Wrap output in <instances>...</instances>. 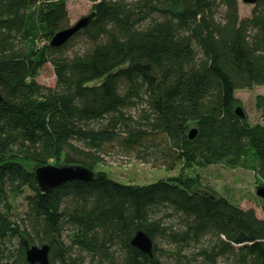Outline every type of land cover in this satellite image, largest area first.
I'll use <instances>...</instances> for the list:
<instances>
[{"label": "trees", "instance_id": "obj_1", "mask_svg": "<svg viewBox=\"0 0 264 264\" xmlns=\"http://www.w3.org/2000/svg\"><path fill=\"white\" fill-rule=\"evenodd\" d=\"M86 1L89 22L52 47L65 0H0V264H30L24 240L49 264H264V201L258 217L186 172L264 181V96L258 122L234 113L236 90L264 85V0L247 17L237 0ZM46 63L52 88L36 81ZM113 154L181 168L122 183L96 170ZM25 162L93 175L42 192ZM139 230L152 257L130 244Z\"/></svg>", "mask_w": 264, "mask_h": 264}, {"label": "rangeland", "instance_id": "obj_2", "mask_svg": "<svg viewBox=\"0 0 264 264\" xmlns=\"http://www.w3.org/2000/svg\"><path fill=\"white\" fill-rule=\"evenodd\" d=\"M238 1L240 17L250 15L253 5ZM69 16V24H74L78 19L91 12L92 3L86 0H65ZM71 50H79L84 47L81 37L74 38L70 44ZM36 81L49 87H54L55 77L52 66L49 63L40 69ZM264 96V85H254L250 89H239L234 92L239 106L250 123L259 121V111L255 108V97ZM52 164V162H50ZM27 169L33 170L32 163L25 162ZM181 164L171 171L164 168H154L129 156L109 155L98 164L96 170H103L108 175L122 183L146 184L158 179L177 175ZM189 176L199 175L201 184L213 188L218 194L231 198L241 208H253L258 217H262L261 199L255 194L256 187L264 184L254 172L243 167H227L224 164L207 166L204 169L190 168L186 170ZM15 211L19 209V200L13 203ZM160 247L162 245H159Z\"/></svg>", "mask_w": 264, "mask_h": 264}, {"label": "water", "instance_id": "obj_3", "mask_svg": "<svg viewBox=\"0 0 264 264\" xmlns=\"http://www.w3.org/2000/svg\"><path fill=\"white\" fill-rule=\"evenodd\" d=\"M243 3L253 5L256 0H241ZM92 14L86 15L78 19L74 24H71L65 29L57 31L51 38L49 45L58 47L70 39L76 32L86 26ZM234 113L239 117H244L245 114L242 109L237 106ZM195 129L188 132V137L192 138L195 135ZM33 175L37 182L40 191L44 192L53 187H57L67 181L72 180H89L92 178V171L84 166L74 165H54L47 164L35 166ZM255 194L258 198L264 201V184L256 187ZM130 244L137 248L142 253L152 257V241L143 231H137L132 237ZM25 247L26 261L30 264H49L48 263V245H29L26 240L23 241Z\"/></svg>", "mask_w": 264, "mask_h": 264}]
</instances>
